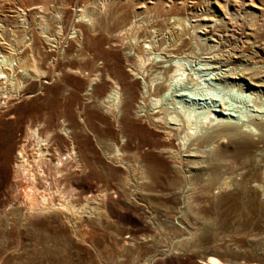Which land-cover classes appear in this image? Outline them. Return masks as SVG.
Returning a JSON list of instances; mask_svg holds the SVG:
<instances>
[{
  "label": "rangeland",
  "instance_id": "rangeland-1",
  "mask_svg": "<svg viewBox=\"0 0 264 264\" xmlns=\"http://www.w3.org/2000/svg\"><path fill=\"white\" fill-rule=\"evenodd\" d=\"M225 12L238 33L252 34L218 39L230 30ZM109 15L112 29L126 32L119 42L103 45L111 57L94 56L86 33ZM200 19L208 20L207 27ZM174 29L189 31L192 44L197 35L205 57L218 59L211 64L218 70L206 72L207 62L184 59L186 74L201 86L175 84L167 98L196 112L198 122L214 106L236 119H264V105L248 82L225 87L212 79L216 72L238 74L264 61V0H0V70L8 74L0 80V264H202L209 257L264 264V182L253 160L244 163L230 148L233 141L224 139L212 151L228 148L231 160L197 181L185 166L172 170L163 142L125 139L117 112L102 100L118 87V100L111 101L123 105L126 96L116 83L124 75L126 83L140 85L134 89L135 112L147 78L135 73L134 46L150 51V40L160 39L168 47ZM228 52L240 59L228 63ZM160 54H151L148 65L173 62ZM27 57L42 74L20 68L18 60ZM154 70L149 74L163 77ZM92 123L108 135L98 137ZM38 139L45 140L55 162L17 169L18 146L25 140L38 149ZM174 143L179 147L181 141ZM190 143L186 149L194 148ZM71 148L76 158L58 163L59 154ZM122 153L131 162L136 154L144 165L160 159L161 184L147 189V196L133 188ZM36 172L48 176L44 195L53 209H31L30 198L39 195L28 177ZM222 180L230 181L225 190Z\"/></svg>",
  "mask_w": 264,
  "mask_h": 264
},
{
  "label": "bare ground",
  "instance_id": "bare-ground-1",
  "mask_svg": "<svg viewBox=\"0 0 264 264\" xmlns=\"http://www.w3.org/2000/svg\"><path fill=\"white\" fill-rule=\"evenodd\" d=\"M224 15L225 18L229 21L230 30L226 31V33H224L223 35H218L219 36L218 39H224L223 37L233 39L235 38V36L244 37V35L252 34V31L251 33H248L245 30H242V33L240 32L238 33L237 28L239 26L237 27V23L234 22V20L231 17L232 15L228 12H225ZM107 18L105 19L107 20V22H104L102 19H99L96 23H94L92 28H90L86 33V35L88 34L87 38L91 43L90 45L91 52L93 53L94 56L105 57V58L111 57L109 53L105 52V50L103 49V45L111 42H115V43L119 42V40L126 32V28H122L121 29L122 31L120 32L118 30H113L112 27L110 26L112 23V20L110 19L111 18L110 15L109 18L108 19ZM178 21L180 25L181 19ZM207 21L208 20L206 19L197 20V22H199L200 24H204V26L208 24ZM89 32H92L93 36L95 37L101 33L103 34L102 36L95 38L92 37ZM173 32L176 38L168 47H165L160 39L158 41L150 40V43L152 44V46H150V51H147V49L144 46L143 47L142 46L140 47L139 45L134 46L136 51L134 54L136 57L135 64L137 66V68L135 69V73L138 77L142 76V78H138V79L142 80L147 78L145 79V83H143L144 84L143 91L140 94L142 101L138 103V109H136L135 112L133 111L134 102L136 100L135 97L136 94L134 93V89L136 87H140V85L138 84L133 85L132 82L126 83L124 75L118 77V83H116L117 86L119 87L121 86L122 90L124 91V95L126 96L123 105L120 107L118 104H112L114 102L111 101L112 99L113 101L115 99L118 100L117 98L118 89H119L118 87H116L113 91H111L109 94H107V96H105L102 99L104 103H109L110 105H112V107H114L113 110L117 112V115H115V119L117 120L119 126L123 130L125 139L127 138V140L129 141L133 138H136V140H140L144 143H152V144L156 143L157 141L159 143L163 142L164 145H161V148L166 153L165 154L166 159H169L171 161L170 163V161L167 160L172 170L179 171V168L181 166H185V168L188 170L189 173H192L194 174L195 177H197L196 178L197 181L198 178L199 180H201L200 177H202L203 179L206 173L208 174L216 169H220L219 166H221L222 163L231 160L230 159L231 157L227 156L228 148L220 152L212 151L214 148H218V146L220 148L221 144H223L224 139H230L233 141L232 142L233 145L230 148H233L235 151L238 152L239 154L238 158H241V160L244 163H249L250 160H253L254 165L261 172V181L263 183L264 182V119L262 117H258V118L250 117L247 120L248 121L247 122L245 119H238V118L236 119V117L232 116L231 113L227 114L226 112L227 108L226 109L221 108V110H218L216 108L217 106H214L213 109L211 108V110L206 111L202 115H200V120L198 122L197 120L193 119V116L195 117L196 115V114L194 115V113L196 112L185 110L183 109V107H177L176 104H178V102L176 103L172 100H169V98H167L168 94H170L171 91L173 90L175 84L182 85L186 81L188 84L190 83L191 85H193V87L200 88L201 86V84L195 79L196 77L194 78L193 76H190V74H186V70H185L186 67L183 64L184 62H182L184 59L186 61L199 59V61L201 62H207L210 66L206 65V68L203 69V71L206 72L211 70L212 71L218 70V67L211 66V64H213L218 59L214 60L215 56L213 57V59L210 57H205L206 49L205 48L203 49L202 44L197 42L198 41L196 37L197 35L192 36V38L194 37V42H195V44H192V42L189 41V39L191 40V34L189 31L183 30L182 32H178L176 29H174ZM208 33L212 34V36H216V34H214L213 31H210ZM154 53H161V54L164 53L168 55V57L172 58L170 60H173V62H171L169 66L165 65L166 64L165 62L160 63V65H150V64L148 65V63L150 62L149 56ZM224 55L228 63H235L236 62L235 60L240 59L239 57L238 58L236 57L237 55H233L229 52L228 54H224ZM8 58L10 60V57ZM30 62L31 61L28 57L23 60L22 59L18 60V64L21 69H25V70L33 69L40 74L41 72H39L38 68L34 67V65H31ZM263 62L264 61L260 60L257 63H255V66L245 68L241 70V72L238 74L227 71L225 73L216 72L215 76L212 79L221 85H225V87L227 86L233 87L234 83L236 84L237 81L248 82V84L251 85V87L256 91L255 92L256 99L260 100L261 105H264V100L261 96V94H264V67L262 66ZM153 69H155L156 71L158 69L162 70L164 74L163 77H160L159 75L158 76L153 75L152 73L150 75L149 72ZM146 72L148 73L146 74ZM7 75H5V71L3 72L2 70H0V80L7 79L8 78ZM97 80L98 79L95 78L93 80V84ZM102 88L106 89L107 85H104ZM96 117L97 115H94L95 119ZM90 127L91 130L98 135V137L99 136L105 137L106 135H108V132L101 131L96 127V124L94 123H92ZM201 130L203 134L201 133V135L197 136V134H199V131ZM32 133L33 132H31V134ZM33 134L36 136L37 132L34 131ZM34 135H32V137H35ZM41 139H38L39 141L36 140L38 144L37 146H35V148L37 147L38 149H33V150L30 148V145H28L27 141L24 140L23 142H21V144L18 146L19 156L17 159L21 160L22 162H20V165L18 166L17 169H19L20 167L23 168L24 165L22 166V164L24 163H26V165L34 166L36 165V163H39L41 161L47 162V160H49L52 163L55 162L54 158H52V154H51L52 150L48 146H46V144H43L45 140H41ZM174 140L181 141L179 147L176 145V143H174ZM189 142H192L190 143V145L194 147L193 149L190 150L186 149V146ZM185 149L186 151H184ZM64 151H62L59 154V157L57 158V161L60 164L63 163L64 157H66L67 162L68 160L73 161L74 160L73 156L76 154L73 148L66 149ZM133 155L136 156V161H132V162L130 159L128 160L123 153L120 154L119 156L121 158L120 159L121 161L126 160V163H124V165H126L125 169L129 173L128 183L133 188L136 187L137 191H140L142 192L143 195L147 196L146 194L147 189L153 188L154 185L161 184L160 183L161 170L159 166L162 167L163 164H161L160 159L157 160L158 158L156 159L153 158L152 160L154 161H149L150 163L147 162L144 165L140 162V158H138L136 154ZM50 156L51 158L47 159ZM157 162L159 163V166H157ZM41 163H40V167H41ZM38 169L40 170L41 168ZM18 171H16L17 174ZM40 174L42 175H38L37 173V174H31L28 177V180L30 181L29 185L31 186L32 191L36 192L35 194L39 195L37 196V198L39 197L38 199L36 198L33 199L31 197L29 201L30 203L29 202L28 203L31 204L32 207L31 209L33 210H42L40 208L53 209L51 202L48 203L49 200L46 199L48 196L45 197L44 195L47 186V185L45 186V184L48 183L47 182L48 180L46 181L47 183L43 181H45V177L48 176H44L43 173ZM24 177H26V175ZM228 181L226 180L220 181L219 183L220 189L222 190L227 189L230 185ZM257 188L263 189V186L259 184L257 185ZM40 190H43V192ZM68 207L75 208V206H71V204ZM83 209L85 208L83 207ZM202 264H226V263H224L223 261H221V259H218L216 257H209L208 260L206 262H203Z\"/></svg>",
  "mask_w": 264,
  "mask_h": 264
}]
</instances>
